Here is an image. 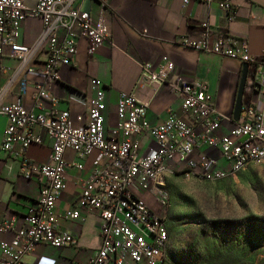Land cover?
<instances>
[{"label": "built area", "instance_id": "obj_1", "mask_svg": "<svg viewBox=\"0 0 264 264\" xmlns=\"http://www.w3.org/2000/svg\"><path fill=\"white\" fill-rule=\"evenodd\" d=\"M220 7L228 13L234 9L230 0ZM28 18L43 22L41 35L30 46L20 42ZM206 28L203 39L183 38L181 45L250 66L252 102L229 133H219L224 115L215 107L208 85L180 80L175 63L167 57L155 68L147 63L143 77L176 90L182 114L169 108L165 122L150 126L148 104L134 93L123 92L115 124L107 129L105 92L98 80L91 79L94 94L86 114L78 117L83 124L75 127L69 110L50 118L37 110L49 98L51 86L61 80L60 68L74 64L78 39L89 41L92 55L109 40L108 26L101 17L83 10L80 0H39L33 8L23 0H0V59L14 62H0V115L7 118L0 152L22 158V175L42 181L37 204L26 214L23 227L16 229V221L0 216V232L14 233L11 243H0V264H23L22 257L39 245L58 250L76 246L78 234L61 229L57 217L81 222L82 209L98 213L101 246L93 257L74 259L71 264H168L167 217L159 216L142 195L152 194L165 208L168 199L161 178L166 172L215 181L241 172L249 159H264V61H257L245 46L239 48L234 38L209 46L210 29ZM30 74L39 80L31 83ZM30 85L35 109L23 103ZM44 134L51 140L50 162L38 164L24 158L30 146L44 145ZM68 150L78 158L71 166L81 173L85 171L82 161L96 157L89 177L81 180L76 207L58 212L67 190Z\"/></svg>", "mask_w": 264, "mask_h": 264}, {"label": "crops", "instance_id": "obj_2", "mask_svg": "<svg viewBox=\"0 0 264 264\" xmlns=\"http://www.w3.org/2000/svg\"><path fill=\"white\" fill-rule=\"evenodd\" d=\"M23 1L30 8L39 2ZM185 1L80 0L83 10L101 17L108 26L109 40L90 55L89 41L79 38L74 64L60 68L61 80L51 86L49 98L44 101L43 108L37 111L44 112L50 118L59 111L69 110L71 124L75 127L83 124L78 117L86 114L88 100L94 94L91 79H96L105 92L107 129L115 124L116 105L123 92L134 93L140 101L148 104L147 122L150 126L162 124L167 119L169 108L182 114L180 94L166 86L144 80L143 69L147 63L155 68L167 57L175 63L180 80L208 85L215 107L224 115L219 133H229L237 124L233 120V111L243 65L227 57L184 47L181 41L187 37L203 39L208 26L210 35L206 42L209 46L221 39L234 38L238 40L239 48L245 46L257 61L263 62L264 0H230L234 8L231 13L220 7L225 0ZM42 30V20L26 19L20 42L32 45ZM0 62L14 65L6 58L0 59ZM29 80L31 83L37 82L39 77L30 74ZM33 93L34 86L30 85L29 92L23 98L28 109H35ZM12 99L16 100L17 95L14 94ZM251 102L249 100L246 106ZM6 126L7 118L0 115V146ZM44 138V145L30 146L24 158L38 164L50 162L51 140L45 134ZM65 157L70 167L67 170V190L58 203V212L76 207L82 193L81 180L89 177L96 154L82 161L85 167L82 173L71 166L78 161L72 150H68ZM21 162L22 158H8L0 152V216L16 221V229L24 226L26 214L36 206L42 185V181L26 179L22 175ZM82 217L81 222L59 214L57 217L61 229L78 234L76 246L58 250L39 245L32 253L22 257L23 264H71L74 259L85 261L93 257L101 246L99 215L82 209ZM13 238V231L0 232V243H11Z\"/></svg>", "mask_w": 264, "mask_h": 264}, {"label": "rangeland", "instance_id": "obj_3", "mask_svg": "<svg viewBox=\"0 0 264 264\" xmlns=\"http://www.w3.org/2000/svg\"><path fill=\"white\" fill-rule=\"evenodd\" d=\"M168 199L142 198L167 217L168 264H264V160L222 180L169 172Z\"/></svg>", "mask_w": 264, "mask_h": 264}, {"label": "water", "instance_id": "obj_4", "mask_svg": "<svg viewBox=\"0 0 264 264\" xmlns=\"http://www.w3.org/2000/svg\"><path fill=\"white\" fill-rule=\"evenodd\" d=\"M250 66L247 63L243 64L241 78L239 82V88L237 92V98L234 106L233 111V120L237 123L240 121L241 115L246 107V104L244 102L245 95L247 89H249L248 80L250 78ZM252 97V94L250 96V99Z\"/></svg>", "mask_w": 264, "mask_h": 264}, {"label": "bare ground", "instance_id": "obj_5", "mask_svg": "<svg viewBox=\"0 0 264 264\" xmlns=\"http://www.w3.org/2000/svg\"><path fill=\"white\" fill-rule=\"evenodd\" d=\"M258 160H264L263 157H254L253 159H249L247 160V162L244 163V165L242 166L241 168V171H243L247 166H249L251 163L255 162V161H258ZM167 173V172H166ZM164 173V176L165 174ZM163 180V178H161V181ZM207 180H211V179H207ZM212 181V180H211Z\"/></svg>", "mask_w": 264, "mask_h": 264}, {"label": "trees", "instance_id": "obj_6", "mask_svg": "<svg viewBox=\"0 0 264 264\" xmlns=\"http://www.w3.org/2000/svg\"><path fill=\"white\" fill-rule=\"evenodd\" d=\"M250 96H251V91L249 89H247L245 99H244V102L246 105L249 103Z\"/></svg>", "mask_w": 264, "mask_h": 264}]
</instances>
